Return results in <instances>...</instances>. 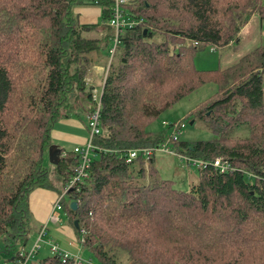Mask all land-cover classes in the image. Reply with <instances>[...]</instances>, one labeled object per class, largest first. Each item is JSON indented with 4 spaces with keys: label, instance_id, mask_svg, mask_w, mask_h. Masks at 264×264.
<instances>
[{
    "label": "trees",
    "instance_id": "1",
    "mask_svg": "<svg viewBox=\"0 0 264 264\" xmlns=\"http://www.w3.org/2000/svg\"><path fill=\"white\" fill-rule=\"evenodd\" d=\"M89 5L102 9V25L74 15V7ZM112 6L113 0H0V236L7 246L25 247L39 231L28 200L37 187L53 188L42 165L50 131L67 115L74 93L85 89L91 66L110 64L101 94L91 84L100 99L101 133L88 180L62 200L69 221L78 222L72 224L76 236L84 229L82 246L99 264H215L207 255L229 246L210 238L219 237L218 226L264 214V44L225 68L200 69L193 60L205 46L236 47L254 15L264 22V1H126L121 7L135 24L122 29L114 48ZM207 82L218 84V97L196 109L193 121L214 138L172 143L176 155L208 162L188 191L161 178L153 156L125 161L131 150L162 143L166 134L147 131L148 124ZM92 90L87 98L94 102ZM240 126L249 135L226 144L227 129ZM58 151L54 170L65 187L77 160L72 150ZM215 157L227 160L230 170H215L209 163ZM72 200L77 210L69 207ZM40 264L77 263L49 255Z\"/></svg>",
    "mask_w": 264,
    "mask_h": 264
},
{
    "label": "rangeland",
    "instance_id": "2",
    "mask_svg": "<svg viewBox=\"0 0 264 264\" xmlns=\"http://www.w3.org/2000/svg\"><path fill=\"white\" fill-rule=\"evenodd\" d=\"M131 2V0H126ZM264 1V0H262ZM102 9L97 6H77L74 7L73 13L76 14L80 23H94L98 25L103 24L101 12ZM175 14H172L171 17H174ZM179 16L175 19H178ZM174 19V18H173ZM102 27V26H101ZM100 27V30H102ZM98 30V31H100ZM240 40L235 45L236 47H219L218 49L212 50V47L205 46L202 51H199L195 57L194 62L195 65L200 69H219L225 68L233 64V62L237 61V58L245 53L248 49L264 44V22H259V17L254 15L253 18L246 24V26L241 30ZM92 36H95L94 33ZM156 39H159L156 37ZM113 42H111L110 47L113 46ZM109 65H98L94 64L87 71L86 76L84 77L86 86L84 90H77L70 99L71 106H69V114H77L82 118L83 113L91 110V105L93 102L88 100L87 96L91 93V89L93 86L91 84L94 83L96 89L99 94H101L100 85L105 80V77L109 70ZM88 83V84H87ZM229 83L222 86V89H227L229 87ZM264 88V84L263 87ZM188 96L177 101V103L173 104L168 109L163 110L157 118L152 120L148 126L147 131L157 134H169L167 131V127L163 125V121L168 123H177L178 121H183L186 126L182 129L180 134L178 135L179 140L188 142L193 144L196 141H207L214 138L215 134L211 132L207 127H205L202 122L198 119H195L194 112L196 109L203 106L206 102L213 100L218 97V93L220 91L219 86L216 82H207L202 85H197ZM61 114L65 111V108L60 109ZM74 117V116H73ZM192 122V124H191ZM254 136L252 139H255L258 134H260L261 130L258 128L255 130ZM227 138L230 141H226V144H232L235 140H242L249 135V131L243 127H235V129H227ZM53 147L50 149L44 150L42 165L45 166L49 172L52 171L53 176L49 174L48 180L50 182H54L57 175L52 169L55 167L50 164V151L52 155H56L55 149L58 150V146L52 143ZM66 149L68 147L65 145ZM180 156H171L167 155L166 152H156L154 155V168L161 178L169 180L173 188L176 190L188 191L189 186L194 184L200 177L198 166L193 167L188 165L186 161H180ZM58 179V178H57ZM63 189L59 191L58 195L62 193ZM68 201V197H66L65 202ZM61 220L59 223V227L66 225L72 226L73 221H69L68 217L65 216L64 211L60 212ZM219 217L220 221L224 220V217H220L219 213L216 215ZM250 219L245 222L236 224L233 220H225L218 226V229L215 231V235L219 237L211 236L210 238L214 240H222L227 245H229L225 250H215L213 253H210L208 258L211 260H215L217 263L215 264H224L225 261L234 258L239 260L241 264H264V214H252L250 215ZM60 220V221H61ZM69 224V225H68ZM50 227H54V225H50ZM74 229V228H73ZM259 237L255 240L261 242L262 245H257L253 243L255 237ZM48 237L53 238L55 242L59 245V239L55 236L54 232H50ZM36 237L30 238L25 247H23L20 243H15L13 245L7 246L4 241V238L0 236V264H14L15 261L13 258L16 254L24 249L29 250L35 241ZM220 241V242H222ZM219 243L215 242L214 244ZM251 244L253 246H251ZM63 245L66 247L63 248L66 251H70L72 254L79 256L84 260H92L96 263L97 258L95 254L84 247H81L80 244L73 247H69L68 244ZM45 246V245H44ZM43 246V247H44ZM68 249V250H67ZM39 254L29 258L27 264H33L37 261H40L41 258L45 256L51 255L49 249H40Z\"/></svg>",
    "mask_w": 264,
    "mask_h": 264
},
{
    "label": "built area",
    "instance_id": "3",
    "mask_svg": "<svg viewBox=\"0 0 264 264\" xmlns=\"http://www.w3.org/2000/svg\"><path fill=\"white\" fill-rule=\"evenodd\" d=\"M126 0H113V11L112 16L109 19L110 26L114 27L115 31V40L113 41V48L116 44H118V36L119 33L124 28H132L134 26L135 21L127 20L126 13L123 12V7H121ZM125 13V14H124ZM214 50V48H212ZM113 53V50L110 51ZM92 93L95 94L94 96V104L92 111L88 112L85 117L86 128L88 132V139L84 144H80L79 146H75L72 151L74 156L77 160L76 167L74 173L70 177L69 182L63 188L62 193L57 197L54 202V210L52 211L49 221L51 223L60 221L59 218V211L62 207V200L66 197V192L70 189L75 188V191H78L80 188V183L85 182L88 180L89 177V170H90V162L94 156V139L101 133V121H100V99L96 96V89L92 90ZM163 125H165L168 129V133L166 137L158 146L153 148H136V150H131L126 154L125 161L130 163L132 160L136 159V157H141L143 161H148L150 157H152L156 152H166L169 154L176 155L174 149L172 148V143L177 142L179 140L178 135L185 128L186 124L183 121H178L177 123H168L163 121ZM65 153L63 152L62 156ZM180 156V155H179ZM183 161H186L188 165L198 166L199 169L204 168L208 165V162L205 163L200 159L196 158H187L180 156ZM215 170H218L220 173H225L230 170V163L227 160L221 157H215L209 162ZM78 204V203H77ZM81 236L78 239V242L82 245L83 242V234H85L84 229L81 228L79 231ZM46 246L49 251L51 252V256L57 255L62 260L72 259L74 263L77 264H99L94 263L92 260H84L81 259L79 256L72 254L70 251H66L65 249L61 248L54 239L46 236V224L41 225L39 231L36 235V240L33 242L31 248L29 250H21L16 260L15 264H27L29 258L37 255L39 252V248L41 246Z\"/></svg>",
    "mask_w": 264,
    "mask_h": 264
},
{
    "label": "crops",
    "instance_id": "4",
    "mask_svg": "<svg viewBox=\"0 0 264 264\" xmlns=\"http://www.w3.org/2000/svg\"><path fill=\"white\" fill-rule=\"evenodd\" d=\"M87 113L88 112L83 113L82 118H80V115H77V114L75 115L72 113L70 115L68 111L67 115L59 117V119L55 122V124L53 125L50 131L51 142L53 144H56V146H58L59 149H62L64 153L67 150L68 151L72 150L75 146L84 144L88 139V136H87L88 132H87L86 122H85V117ZM65 145L68 147V149L64 148ZM166 154L171 155V156H177V155H173L169 153H166ZM154 155H153V160H154ZM58 156H59L58 154L55 155V157H58ZM179 159L180 161H183L181 157H179ZM54 168L55 167H53L52 169ZM49 174L50 176L51 175L53 176L52 171L49 172ZM55 180H57V182L54 181L52 183L53 184L52 189L37 187L36 189L32 190L29 194L28 207L32 214L33 220L35 223L38 224V227H41V225L46 224V236L47 237H48V234L52 231L54 232L55 236L59 239V245L61 247L66 249V247L63 245L64 243L65 245L68 244L69 247H73V249H75V246L80 244L78 242V236H76L75 230L69 224H68L69 226L63 225L59 227V223H58V222L63 223L62 222L63 220H61L62 218L60 214V212L62 211H64L65 216L68 217V220H70L67 209L63 208V206L61 207V210L59 211V218H61L60 219L61 221H57L53 223L49 221V217L52 211L55 209L54 202L57 199V197L60 195V194L58 195V193L60 190L64 188L62 182L59 179L55 178ZM50 225H54V227L52 228L50 227ZM36 232L32 233L29 238H32L33 236L36 237L37 235ZM80 246L83 247L81 244ZM42 248L43 250L47 249L46 246L43 247L42 245L39 248V250ZM33 264H40V261H37L36 263H33Z\"/></svg>",
    "mask_w": 264,
    "mask_h": 264
},
{
    "label": "water",
    "instance_id": "5",
    "mask_svg": "<svg viewBox=\"0 0 264 264\" xmlns=\"http://www.w3.org/2000/svg\"><path fill=\"white\" fill-rule=\"evenodd\" d=\"M192 122H193V120H192ZM192 122H191V124H192ZM51 147H53V146H51ZM49 149H50V148H49ZM55 152H56V154H58V155H59V153H60V151H58V150H56V149H55ZM57 160H58V158L55 157V155H52V153H51V151H50V163L53 164V165H55L56 162H57ZM69 207H70L72 210H77V209H78V208H77V203H76V201H74V200L70 201V203H69ZM73 222H74L75 227H78V222H76V221H73Z\"/></svg>",
    "mask_w": 264,
    "mask_h": 264
},
{
    "label": "bare ground",
    "instance_id": "6",
    "mask_svg": "<svg viewBox=\"0 0 264 264\" xmlns=\"http://www.w3.org/2000/svg\"><path fill=\"white\" fill-rule=\"evenodd\" d=\"M150 148V147H149Z\"/></svg>",
    "mask_w": 264,
    "mask_h": 264
}]
</instances>
